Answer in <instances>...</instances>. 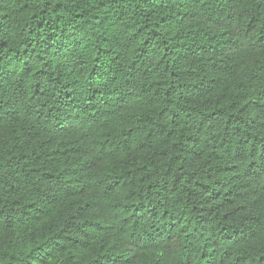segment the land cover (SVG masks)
Masks as SVG:
<instances>
[{
	"label": "trees",
	"instance_id": "trees-1",
	"mask_svg": "<svg viewBox=\"0 0 264 264\" xmlns=\"http://www.w3.org/2000/svg\"><path fill=\"white\" fill-rule=\"evenodd\" d=\"M0 264H264V0H0Z\"/></svg>",
	"mask_w": 264,
	"mask_h": 264
}]
</instances>
